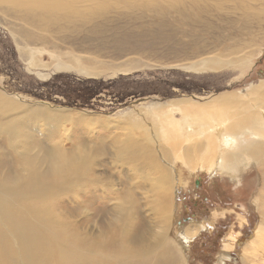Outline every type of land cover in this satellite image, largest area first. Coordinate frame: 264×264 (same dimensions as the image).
<instances>
[{"label":"rangeland","instance_id":"374dc122","mask_svg":"<svg viewBox=\"0 0 264 264\" xmlns=\"http://www.w3.org/2000/svg\"><path fill=\"white\" fill-rule=\"evenodd\" d=\"M141 1L137 5L112 2L85 20L48 26L25 23L6 6L0 7V95L27 107L42 105L45 113H61L67 119L53 128L45 117L35 116L28 126L41 148L34 151L42 155V149L58 145L67 153H83L91 171L79 175L95 174L101 179L92 194L84 176L57 181L62 190L55 193L56 212L64 223L77 226L81 235L88 233L90 214L96 216L100 195L108 198L109 237L120 236L115 222L131 213L133 223L145 224L141 233L150 256L132 258L133 263L264 264V259H249V255L245 263L242 259L261 222L262 206H256L253 198L257 193L264 195V165L250 160L238 178L220 169L213 175L194 166L206 149L201 141L188 142L194 148L188 151L185 144L182 147V138L170 143L149 140V130L158 131L164 119L154 117V111L184 100L204 103L225 95L246 96L254 84L264 83V0H202L196 6L186 2L178 8L147 7V1ZM146 72H158L148 80L158 85L161 95L129 100L125 107L112 106L108 96L94 101V109L68 107L62 98L48 101L34 96L38 83L56 74L108 81ZM182 148L187 157L175 160L173 154L181 157ZM0 151V180L9 182L17 168L16 157L1 136ZM42 166L43 171L47 166ZM164 170L171 179L173 210L167 224L152 219L148 208L154 209L156 195L144 194L138 183L139 172L150 171L153 178ZM69 174L64 169L52 172V176ZM74 192L81 194L80 201L73 200ZM129 195L137 199L134 207L125 200ZM90 207L93 211H88ZM205 222H213L214 229L199 227V233L186 240L190 227ZM226 241L231 247H226ZM125 243L130 251L138 245L132 239ZM112 250L119 257L118 245Z\"/></svg>","mask_w":264,"mask_h":264},{"label":"bare ground","instance_id":"6f19581e","mask_svg":"<svg viewBox=\"0 0 264 264\" xmlns=\"http://www.w3.org/2000/svg\"><path fill=\"white\" fill-rule=\"evenodd\" d=\"M120 1L131 5L142 2L141 0H0V7L6 6L8 11L19 15L25 23L36 22L48 26L59 21L85 20L96 12H103L112 2ZM146 1L147 7L178 8L184 6L186 2L196 6L202 0ZM85 4H89L90 7L83 8ZM238 96H220L204 103L184 100L170 104L171 106L159 112L154 111L152 113L154 117L164 119L158 131L149 130L152 131L149 140L155 143L158 141L170 143L182 138V147L185 144V149L188 151L194 149L189 147L188 142L201 141V146L205 144L206 149L194 166L202 167V170L213 175L220 169L231 177L238 178L243 171L242 166L247 167L250 160L258 159L257 164L264 165V83L254 84L248 95ZM177 114L181 115L180 119H177ZM35 116L45 117L50 123L48 127L58 123L63 125L62 122L67 120L61 113H45L42 105L27 107L0 95V136L10 145L17 163L15 174L9 175V182L0 180V264H152L148 260L134 263L131 261L132 258L142 254L146 258L150 256L145 247L147 242H143L144 235L141 233L144 223H133L130 220L132 213L130 217L128 215L115 222L119 225L120 236H108L107 230L110 225L105 219L107 197L101 198L98 195V211L96 216L91 217L93 212L90 214L89 230L86 235H81L77 226L64 223L65 221L56 212L59 199L55 193L62 190L57 181L71 176L78 180L83 179L84 176L86 178L84 182L89 187V193L92 194L98 191L101 179L95 174L79 175L91 171V166L87 169L88 163L81 155L83 153H67L58 145L50 146L51 148L48 145L49 148L41 150L42 155L34 151L40 148V144L35 142L36 134L28 125ZM132 144L137 145V142ZM176 145L177 143L170 149L173 151ZM8 152L10 151L5 154L8 155ZM173 155L175 160L187 157L183 148L181 157H177L175 153ZM43 164L47 167L42 171ZM63 169L70 174L52 176V172H60ZM168 172V170L161 171L158 176L151 178L150 171H145L139 172L138 177L139 187L145 191L144 194L156 195L154 209L151 207L148 211L152 213L153 220L163 224L170 223L173 217V210L169 205L171 179ZM80 196V193L74 192L72 197L73 200L80 201ZM147 197L148 195L144 199L146 202ZM91 199L90 197L87 202ZM125 200L129 201L131 207L137 203L134 195L127 196ZM254 201L256 206H262L259 209L261 222L255 229L254 237L247 248L249 252L247 254L242 252L244 263L248 260L245 255H249L251 257L249 259L253 260L264 259L262 258L264 257V195L257 193L253 203ZM88 211L93 210L90 207ZM239 220L245 223V218L241 217ZM246 225H249V221ZM150 226L148 221L146 227ZM206 226L211 229L214 223L205 222L202 226L201 224L197 226L198 228L188 227L190 230L186 240L198 234L200 228L206 229ZM230 238H233L232 234ZM128 239L138 244L133 251L125 248ZM116 245L120 249L117 258L111 254ZM230 245V242L226 241V247H231Z\"/></svg>","mask_w":264,"mask_h":264},{"label":"trees","instance_id":"16d2710c","mask_svg":"<svg viewBox=\"0 0 264 264\" xmlns=\"http://www.w3.org/2000/svg\"><path fill=\"white\" fill-rule=\"evenodd\" d=\"M157 73L155 72L156 75ZM155 74L146 72L120 75L117 79L108 81L95 79L83 81L69 74H56L51 77L50 81L38 83V93L34 96L48 101H59L62 98L64 105L81 109H94V101L108 96L112 99V106L125 107L129 100L161 95L158 85L148 80V78H154ZM188 92H190L189 89ZM166 95L168 94H164Z\"/></svg>","mask_w":264,"mask_h":264},{"label":"water","instance_id":"95a60500","mask_svg":"<svg viewBox=\"0 0 264 264\" xmlns=\"http://www.w3.org/2000/svg\"><path fill=\"white\" fill-rule=\"evenodd\" d=\"M196 186L199 187L198 184H196Z\"/></svg>","mask_w":264,"mask_h":264}]
</instances>
